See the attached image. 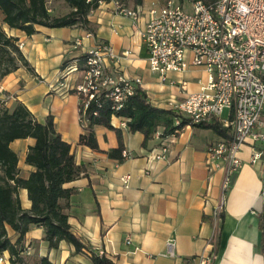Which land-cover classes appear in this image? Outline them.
<instances>
[{
  "label": "crops",
  "instance_id": "obj_1",
  "mask_svg": "<svg viewBox=\"0 0 264 264\" xmlns=\"http://www.w3.org/2000/svg\"><path fill=\"white\" fill-rule=\"evenodd\" d=\"M120 1L128 8L137 7L138 18L117 13L114 2L107 0L89 10L88 27L38 25L29 35L2 27L17 38V44L22 42L19 49L27 64L19 63L0 79L1 106L11 110L16 103H23L39 122H51L61 138L70 143L74 161L83 166V171L64 183L71 193L59 203L67 214L70 230L85 249L76 251L65 240L51 247L44 239L43 227L36 224L30 225L17 243L19 233L5 223L6 235L17 245L19 254L11 263L9 250L3 249L0 264H37L42 256L56 264H91L90 253L104 255L114 264H185L203 251H213L211 264H264V157L250 163V149L242 148L239 155L243 165L232 177L216 220L213 210L222 172L207 171L205 150L221 135L212 129L185 125L170 145L166 159L151 158L157 139L152 136L143 145L141 132L120 126L125 119L121 116H112L111 124L121 130L127 153L122 161L107 154L118 144L112 129L94 127L98 149L78 144L83 127L74 86L81 72L65 75L62 63L83 55L97 42L110 44L119 55L118 61L108 62L109 71L132 80L139 78L138 86L153 106L169 109L206 81L201 66L169 71L164 79L150 70L140 31L148 19L151 0ZM70 10L67 5L64 12L54 9L52 13L59 16ZM75 38L80 40L79 45L74 44ZM34 142L30 136L9 142L21 178L34 170L25 162ZM126 173L130 180L124 187L119 177ZM14 196L22 210L30 209L25 188H18ZM169 240L173 242L172 256L166 253Z\"/></svg>",
  "mask_w": 264,
  "mask_h": 264
},
{
  "label": "built area",
  "instance_id": "obj_2",
  "mask_svg": "<svg viewBox=\"0 0 264 264\" xmlns=\"http://www.w3.org/2000/svg\"><path fill=\"white\" fill-rule=\"evenodd\" d=\"M96 1L100 5L107 0ZM112 1L117 13L138 18L137 7ZM148 13L140 31L148 51V68L162 79L169 71L182 72L190 66H201L206 72L200 89L173 102L171 108L177 114L174 124L183 117L194 124L216 121L225 129L226 135L209 142L205 150L207 171L222 172L220 194L213 210L218 220L232 177L243 165L239 155L242 148L250 149V163L264 157V0H151ZM74 44L79 45L80 40L75 38ZM21 46L19 42L18 47ZM84 54L82 69L75 57L61 70L65 75L81 72V79L74 86L79 96L78 112L84 111L101 91L118 109L140 79L109 71L108 62L118 61L119 55L106 42H97ZM80 121L84 122L83 117ZM126 122L125 118L120 126L127 127ZM178 132L176 129L163 134L156 130L153 137L158 144L149 156L166 159ZM121 155L125 158L126 151L122 150ZM119 180L126 187L130 174H122ZM172 246V241L166 242L170 256ZM212 260L213 251H203L185 264H211Z\"/></svg>",
  "mask_w": 264,
  "mask_h": 264
},
{
  "label": "trees",
  "instance_id": "obj_3",
  "mask_svg": "<svg viewBox=\"0 0 264 264\" xmlns=\"http://www.w3.org/2000/svg\"><path fill=\"white\" fill-rule=\"evenodd\" d=\"M71 10L63 15H52L47 11L46 0H0L2 22L9 28L22 30L32 34L36 26L61 27L79 24L88 27L87 14L97 7L96 0H64ZM85 54L78 57V68L82 69ZM71 59H65L62 68ZM5 63L0 72V79L17 68L19 63L27 64L18 44L17 38L8 35L0 27V64ZM101 91L91 99L84 111L78 112L82 122L83 132L78 137V144L91 149H98L94 127L97 125L115 131L117 146L110 149L109 157L122 161L121 152L124 148L121 130L111 124L112 116L127 119V128L131 132L143 134L142 144L152 138L153 133L163 127L162 133L168 134L185 125L210 128L218 135L224 136L225 129L216 121L194 124L187 118H180L174 124L176 112L153 106L147 99L146 93L134 86L132 94L128 95L118 109L113 108L114 101L104 97ZM81 97V96H80ZM33 137L35 142L29 147L25 162L32 165L34 170L27 178L17 176V156L9 148V142L15 138ZM83 171L81 164L74 161L70 143L63 140L51 122H39L27 107L18 102L11 110H0V251L8 249L11 263L18 259L19 248L10 242L6 235L4 224H8L19 233L17 243L23 237L30 225H40L44 229V239L51 247L60 240L73 244L76 251H83L85 245L81 239L70 230L67 214L59 203L60 198L67 197L71 191L64 183L77 178ZM27 190L31 202L30 209L22 210L16 194L18 188ZM264 217V214H263ZM264 246V229L262 231ZM91 264H114L104 255L90 253ZM37 264H56L42 256Z\"/></svg>",
  "mask_w": 264,
  "mask_h": 264
},
{
  "label": "rangeland",
  "instance_id": "obj_4",
  "mask_svg": "<svg viewBox=\"0 0 264 264\" xmlns=\"http://www.w3.org/2000/svg\"><path fill=\"white\" fill-rule=\"evenodd\" d=\"M67 7V4L64 2V0H46V8L47 11L52 14V12L54 11V9H58L59 13L64 12L65 8ZM52 10V11H51ZM187 10H190L189 6H187ZM3 26L6 27V25H4V23L2 22V14L0 12V27L2 28ZM3 29V28H2ZM5 31V30H4ZM5 63L0 64V72L2 71V69L4 68ZM2 97H0V110L3 109L2 105ZM225 111L223 112L222 116H225Z\"/></svg>",
  "mask_w": 264,
  "mask_h": 264
}]
</instances>
